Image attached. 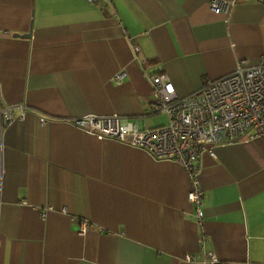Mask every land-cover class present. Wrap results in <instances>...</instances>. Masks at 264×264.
Masks as SVG:
<instances>
[{
    "label": "crops",
    "instance_id": "obj_1",
    "mask_svg": "<svg viewBox=\"0 0 264 264\" xmlns=\"http://www.w3.org/2000/svg\"><path fill=\"white\" fill-rule=\"evenodd\" d=\"M209 3L0 0V101L15 116L0 155V264H264V140L200 155L198 224L181 166L73 125L157 128L167 118L151 112L150 77L183 98L238 65L264 69V0L229 14ZM31 22L29 39L14 37Z\"/></svg>",
    "mask_w": 264,
    "mask_h": 264
},
{
    "label": "built area",
    "instance_id": "obj_2",
    "mask_svg": "<svg viewBox=\"0 0 264 264\" xmlns=\"http://www.w3.org/2000/svg\"><path fill=\"white\" fill-rule=\"evenodd\" d=\"M97 3L101 0H87ZM240 0H210L214 13L229 14ZM121 76L114 77L118 82ZM153 87L151 112L163 114L167 123L153 129H140L136 123L117 116L88 115L73 125L97 139H110L138 148L158 161L174 162L189 175L193 189L188 201L195 208L198 224L202 219L203 192L196 173L200 155L223 143L264 140V69L238 65L234 72L207 82L200 90L178 98L165 75L149 79ZM14 108L0 101V155L4 131L15 121ZM43 122V121H42ZM191 261L190 258H187ZM210 256L207 264H217Z\"/></svg>",
    "mask_w": 264,
    "mask_h": 264
},
{
    "label": "water",
    "instance_id": "obj_3",
    "mask_svg": "<svg viewBox=\"0 0 264 264\" xmlns=\"http://www.w3.org/2000/svg\"><path fill=\"white\" fill-rule=\"evenodd\" d=\"M31 30H32V22L30 24V30H29L28 34H25L23 36H20V35L15 34L14 37H20V38H27V39H29L31 37Z\"/></svg>",
    "mask_w": 264,
    "mask_h": 264
},
{
    "label": "rangeland",
    "instance_id": "obj_4",
    "mask_svg": "<svg viewBox=\"0 0 264 264\" xmlns=\"http://www.w3.org/2000/svg\"><path fill=\"white\" fill-rule=\"evenodd\" d=\"M161 118H163L164 122L162 123H165L166 124V119L164 117H160V120L163 121Z\"/></svg>",
    "mask_w": 264,
    "mask_h": 264
}]
</instances>
